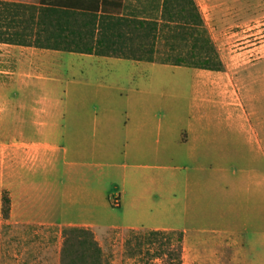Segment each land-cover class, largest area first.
<instances>
[{
  "label": "crops",
  "instance_id": "crops-1",
  "mask_svg": "<svg viewBox=\"0 0 264 264\" xmlns=\"http://www.w3.org/2000/svg\"><path fill=\"white\" fill-rule=\"evenodd\" d=\"M0 1L36 7L43 44L0 43V225L152 229L156 211L219 204L264 220L263 45L221 53L224 71L82 54L69 39L90 29L87 12L69 1L96 0ZM152 2L98 0L97 17L143 19ZM154 64L184 77L155 91ZM131 68L139 79H115Z\"/></svg>",
  "mask_w": 264,
  "mask_h": 264
},
{
  "label": "rangeland",
  "instance_id": "rangeland-1",
  "mask_svg": "<svg viewBox=\"0 0 264 264\" xmlns=\"http://www.w3.org/2000/svg\"><path fill=\"white\" fill-rule=\"evenodd\" d=\"M195 2L221 60V53L226 55L234 51L245 52L261 45L263 48L260 52L264 54V0ZM168 46L161 42L158 48L165 51ZM250 55V59H253L260 53ZM260 64L264 65V56ZM154 67L147 76L148 79H154L155 91L160 88L159 79L184 77L179 72L182 68L158 64H154ZM139 73L138 69L131 68L119 69L113 75L115 79H139ZM112 78V74L108 73L101 79ZM124 81L122 85H125ZM263 105L264 103L260 105V110L264 117ZM8 193L11 195V192ZM117 214L120 216V212ZM239 216L242 215L229 205L219 204L215 210L175 206L166 211L154 212L150 223L153 225L150 227L152 229L143 230H156L154 228L159 227L160 230L183 232V264H240L242 257L246 259L245 264H264V220L259 223H245L237 221ZM62 229L1 224L0 264H60ZM127 233L128 230L120 227L94 232L106 264H138L125 256Z\"/></svg>",
  "mask_w": 264,
  "mask_h": 264
},
{
  "label": "trees",
  "instance_id": "trees-1",
  "mask_svg": "<svg viewBox=\"0 0 264 264\" xmlns=\"http://www.w3.org/2000/svg\"><path fill=\"white\" fill-rule=\"evenodd\" d=\"M69 8L86 10L82 16L87 19L85 25L90 27L84 36L72 35L69 39V43L81 44L85 49L75 52L208 71L225 70L194 0H153L151 9L144 7L143 19L98 18V0L95 6L69 1ZM35 11L34 6L0 1V43L43 46L38 39L32 38ZM76 15L69 11V17ZM97 29L99 32L95 38ZM161 42L169 48L165 51L159 49ZM10 215L11 197L5 191L3 219L9 220ZM62 238L60 264H106L92 229L65 227ZM183 254V232L128 229L125 256L129 260L138 264H183Z\"/></svg>",
  "mask_w": 264,
  "mask_h": 264
}]
</instances>
